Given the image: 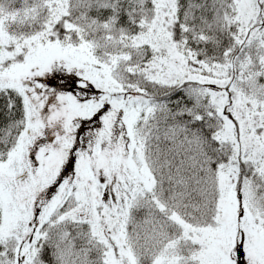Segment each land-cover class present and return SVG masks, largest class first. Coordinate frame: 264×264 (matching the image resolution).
<instances>
[{
	"label": "snow or ice",
	"instance_id": "6c2138e0",
	"mask_svg": "<svg viewBox=\"0 0 264 264\" xmlns=\"http://www.w3.org/2000/svg\"><path fill=\"white\" fill-rule=\"evenodd\" d=\"M0 264H264V0H0Z\"/></svg>",
	"mask_w": 264,
	"mask_h": 264
}]
</instances>
